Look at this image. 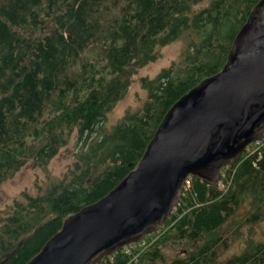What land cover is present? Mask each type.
<instances>
[{"label":"trees","instance_id":"trees-1","mask_svg":"<svg viewBox=\"0 0 264 264\" xmlns=\"http://www.w3.org/2000/svg\"><path fill=\"white\" fill-rule=\"evenodd\" d=\"M256 1L0 0V183L28 163L46 169L63 146L76 144L59 175L21 190L0 210V264H24L66 215L136 164L168 107L221 68ZM182 35L180 60L142 76L143 104L106 128L133 76ZM223 172L224 187L190 176L157 230L102 262L264 264V239L253 237L217 258L241 225L264 220V145L246 149ZM242 206L248 209L239 214ZM168 238L186 252L165 261L159 245Z\"/></svg>","mask_w":264,"mask_h":264},{"label":"water","instance_id":"water-1","mask_svg":"<svg viewBox=\"0 0 264 264\" xmlns=\"http://www.w3.org/2000/svg\"><path fill=\"white\" fill-rule=\"evenodd\" d=\"M264 135V0L251 6L225 62L165 111L136 164L103 196L66 215L24 264H96L157 230L185 181L221 169Z\"/></svg>","mask_w":264,"mask_h":264},{"label":"rangeland","instance_id":"rangeland-1","mask_svg":"<svg viewBox=\"0 0 264 264\" xmlns=\"http://www.w3.org/2000/svg\"><path fill=\"white\" fill-rule=\"evenodd\" d=\"M204 2H206V0H204ZM185 43L186 37L182 35V37L165 44L160 48V55L155 60L150 61L138 70V72L133 76V80L127 92L108 112L106 120L103 122L106 128H109L117 122L126 109H137L143 104L145 98L147 97V89L142 86L140 78L142 76L152 78L162 67L178 62ZM256 140L258 139L250 142L246 146L245 150L247 149L250 151L251 143L254 145L253 142ZM261 145H264V139L260 140L259 143H256L254 147L257 149ZM75 148L76 144L74 143V140H72L69 144L63 146L59 150V152L52 158L46 169L34 167L31 163H28L21 167L12 177L0 183V210L6 209L5 207L11 203L12 199L21 190L28 189L29 191H34L35 183H43L48 175H59L70 163L73 156L72 153ZM220 175L217 185L224 187L226 172L222 176L223 178H220ZM174 208L175 207H173V210ZM247 209L248 207L242 206L238 212L240 214ZM228 227H230V225L227 226V228ZM226 230H229V228ZM248 237H253L255 240L264 239V220L253 222L250 226L241 225L238 229V235L236 237L232 239L227 238V242L229 241L230 245L226 249H220L217 258L219 260H224L227 257L241 251L245 246V239ZM155 238L156 236L153 235L152 237H148L147 240L152 242ZM135 243L136 242H133L123 246H126V248L129 249L130 245L133 246ZM159 247L165 261L169 257L181 255L186 252V249L181 246L179 242H174L170 238L166 239L163 243L161 242ZM112 254L106 256L109 257ZM98 264L104 263L100 261Z\"/></svg>","mask_w":264,"mask_h":264},{"label":"built area","instance_id":"built-area-1","mask_svg":"<svg viewBox=\"0 0 264 264\" xmlns=\"http://www.w3.org/2000/svg\"><path fill=\"white\" fill-rule=\"evenodd\" d=\"M262 139H264V137H263V138H260V139H258V140H256V141H254L253 144L255 145L256 143H259L260 140H262ZM254 145H252V143H251V145H250V146H251V147H250V151L256 150V148L254 147ZM227 165H228V164H227ZM227 165H225V166L221 169V175H220V178H221V176L224 175L223 170H224V168H225ZM220 181H221V180H220ZM185 183H186L185 186H187L188 183H189L188 178L186 179ZM96 264H98V263H96Z\"/></svg>","mask_w":264,"mask_h":264},{"label":"bare ground","instance_id":"bare-ground-1","mask_svg":"<svg viewBox=\"0 0 264 264\" xmlns=\"http://www.w3.org/2000/svg\"><path fill=\"white\" fill-rule=\"evenodd\" d=\"M104 259V258H103ZM103 259L101 261H103Z\"/></svg>","mask_w":264,"mask_h":264}]
</instances>
